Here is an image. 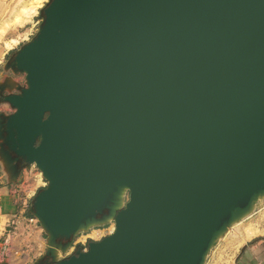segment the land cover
<instances>
[{"label": "water", "instance_id": "obj_1", "mask_svg": "<svg viewBox=\"0 0 264 264\" xmlns=\"http://www.w3.org/2000/svg\"><path fill=\"white\" fill-rule=\"evenodd\" d=\"M43 16L0 118L14 174L47 182L35 264H204L264 196V0H51Z\"/></svg>", "mask_w": 264, "mask_h": 264}, {"label": "rangeland", "instance_id": "obj_2", "mask_svg": "<svg viewBox=\"0 0 264 264\" xmlns=\"http://www.w3.org/2000/svg\"><path fill=\"white\" fill-rule=\"evenodd\" d=\"M50 2L51 0H0V92L3 95V99L0 100V118L15 112L4 101V96L20 94L21 89L27 87L26 74L17 72L13 68L14 58L19 50L38 35L43 24V10ZM3 144L4 139L0 137V254L6 252L12 245L19 254L25 256L33 252L38 244L40 255L35 264L46 256L49 248L48 236L31 212L33 199L47 186L46 181L36 165L18 169L22 171L15 175L12 165L8 164L1 154ZM25 180V187H21ZM7 200L14 203L16 211H23L21 215L24 216V223L19 221L20 218L11 219L8 216V212L13 209L10 204L5 206ZM262 217H264V196L257 201L252 215L228 228L226 235L212 247L204 264H257L258 259L254 255L248 256L245 253L247 248L256 246L260 240H264V235L248 240L245 229L250 228L248 225L252 223L255 228L264 229ZM30 226H34L35 231H30ZM24 228L30 233L23 231ZM113 228L111 223L91 227L80 232L74 243L88 247L90 242L101 241L111 235L115 230ZM11 236L15 237L12 242H9ZM32 243L36 245L34 248ZM257 248L254 254L261 261L264 258V250L261 246ZM72 254L71 248L66 253L61 252L57 259L68 258Z\"/></svg>", "mask_w": 264, "mask_h": 264}, {"label": "crops", "instance_id": "obj_3", "mask_svg": "<svg viewBox=\"0 0 264 264\" xmlns=\"http://www.w3.org/2000/svg\"><path fill=\"white\" fill-rule=\"evenodd\" d=\"M23 175H25L24 173H23ZM25 184H26V180L24 181V183L21 185V187H25ZM34 195H32V197H33ZM31 197V198H32ZM8 201V200H7ZM6 201V203H5V206L7 207V204H10L11 205V209H13L12 211H9L8 212V216L11 218V219H14V218H20V222H23L24 221V216H22L21 214L23 213V211H16V206H14V203L12 202V201H8L7 202ZM9 205V206H10ZM26 215V214H25ZM27 215H29V214H27ZM23 218V219H22ZM24 223V222H23ZM31 230L30 231H35L34 230V226H30L29 227ZM23 231H26V232H28V230L27 229H23ZM28 233H30V232H28ZM21 234H23L24 235V233L21 231ZM26 236V235H25ZM14 237L15 236H11V240H9V242H12L13 241V239H14ZM22 241V240H21ZM33 244V243H32ZM36 245H32V247L34 248ZM256 246L258 247V246H261V247H263V250H264V240H260V242H258L257 244H256ZM256 246H252L253 247V249H252V247L251 248H247V250H246V253H245V255H248V256H250V255H254V257L256 258V259H258V261H257V264H264V258H262V260L260 261L259 259V257H257L256 256V254H254L255 253V250L256 249H258ZM255 248V249H254ZM264 252V251H263ZM264 254V253H263ZM39 255H40V253H39V247H38V244H37V246H36V249L35 250H33V252L31 251L30 252V254H27V255H25V256H23L22 254H19V252L17 251V250H15V247L13 248L12 247V245H11V247L10 248H8L7 249V251L6 252H4L3 254L1 253L0 254V264H34V262L39 258Z\"/></svg>", "mask_w": 264, "mask_h": 264}, {"label": "bare ground", "instance_id": "obj_4", "mask_svg": "<svg viewBox=\"0 0 264 264\" xmlns=\"http://www.w3.org/2000/svg\"><path fill=\"white\" fill-rule=\"evenodd\" d=\"M35 1H37V0H35ZM41 1V0H40ZM39 2V1H38ZM40 7V6H39ZM15 41V40H14ZM15 43H17V42H15ZM7 45V44H6ZM9 46H11V45H9ZM11 50V49H10ZM43 175V174H42ZM261 197V196H260ZM260 197H258L257 199H255V201L253 202V204H252V207H251V209L248 211V212H246V213H243L242 215H240V216H238L233 222H232V225H235V224H238L239 222H241L242 220H244V219H246L249 215H252L253 214V211H254V208H255V206H256V204H257V200L260 198ZM264 220V217H262V221ZM264 223V222H263ZM259 224V223H258ZM248 226H250V228H247V229H245V231H246V239H252V238H254V237H257V236H260V235H264V229H259V228H255L254 226H253V223L252 224H250V225H248ZM113 230H114V228H113ZM226 233H227V231H223V232H221V233H219L218 235H217V237L215 238V240H214V242H213V244H212V246L217 242V241H219V240H221L222 239V237H224L225 235H226ZM212 246H211V249H212ZM210 249V250H211ZM56 254H57V256H60V254H61V251H60V249H56Z\"/></svg>", "mask_w": 264, "mask_h": 264}, {"label": "flooded vegetation", "instance_id": "obj_5", "mask_svg": "<svg viewBox=\"0 0 264 264\" xmlns=\"http://www.w3.org/2000/svg\"><path fill=\"white\" fill-rule=\"evenodd\" d=\"M12 95H13V94H12ZM4 98H5V96H4ZM2 99H3V95H2V93L0 92V100H2ZM3 122L5 123L4 118H3ZM5 135H6V134H5ZM3 149L5 150L6 153H9V155H10L12 158H16V156H15L13 153L10 152V150H9L8 146L5 144V142H4V144H3ZM16 165H17L18 169H21V168H23V166H24V164H22V163H20V162H16Z\"/></svg>", "mask_w": 264, "mask_h": 264}, {"label": "built area", "instance_id": "obj_6", "mask_svg": "<svg viewBox=\"0 0 264 264\" xmlns=\"http://www.w3.org/2000/svg\"><path fill=\"white\" fill-rule=\"evenodd\" d=\"M45 185H47V182H45ZM111 224H113L114 229H115L114 223H111ZM72 249H73V254H74L78 249H82L83 251H86L87 247L83 246V245H80V244H75L74 243Z\"/></svg>", "mask_w": 264, "mask_h": 264}]
</instances>
